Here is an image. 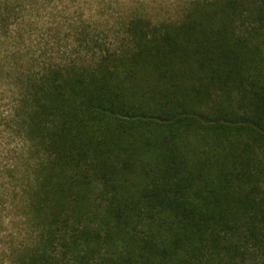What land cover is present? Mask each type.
Segmentation results:
<instances>
[{
    "label": "trees",
    "instance_id": "1",
    "mask_svg": "<svg viewBox=\"0 0 264 264\" xmlns=\"http://www.w3.org/2000/svg\"><path fill=\"white\" fill-rule=\"evenodd\" d=\"M136 19V47L80 27L97 53L18 74L12 120L39 155L17 264H264V85L247 63L264 0H198L162 32Z\"/></svg>",
    "mask_w": 264,
    "mask_h": 264
},
{
    "label": "rangeland",
    "instance_id": "2",
    "mask_svg": "<svg viewBox=\"0 0 264 264\" xmlns=\"http://www.w3.org/2000/svg\"><path fill=\"white\" fill-rule=\"evenodd\" d=\"M197 1L0 0V264H17L28 252L25 247L31 248L37 241L36 234L21 231L24 216L18 215L14 208L15 202L23 199L22 192H27L23 199L26 201L29 196L26 189L35 186L32 164L39 155L35 146L32 150L30 143L23 144L20 128L12 120L23 88L18 74L25 78L39 73L52 61L93 56L98 50L86 51L89 44L85 46L84 39L88 36L90 41L95 34L101 37L104 44L101 47L110 51L136 47L128 30L131 20L143 19L150 22L149 27L142 22L147 30L162 32L182 19ZM4 2H11L12 7L8 22L1 18ZM80 27L86 32L81 46L75 41ZM246 27L247 23L240 29L244 31ZM254 38L253 52L247 59L248 71L254 76L253 82L263 86L264 32L260 31ZM217 156L222 159L220 153ZM210 173L217 175L219 170ZM13 189H18L20 196L15 197Z\"/></svg>",
    "mask_w": 264,
    "mask_h": 264
}]
</instances>
